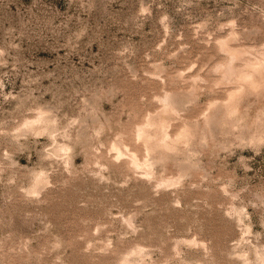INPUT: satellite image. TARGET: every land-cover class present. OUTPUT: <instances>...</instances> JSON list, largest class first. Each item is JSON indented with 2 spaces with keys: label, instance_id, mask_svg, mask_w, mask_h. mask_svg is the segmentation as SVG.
I'll return each mask as SVG.
<instances>
[{
  "label": "rangeland",
  "instance_id": "rangeland-1",
  "mask_svg": "<svg viewBox=\"0 0 264 264\" xmlns=\"http://www.w3.org/2000/svg\"><path fill=\"white\" fill-rule=\"evenodd\" d=\"M0 264H264V0H0Z\"/></svg>",
  "mask_w": 264,
  "mask_h": 264
}]
</instances>
